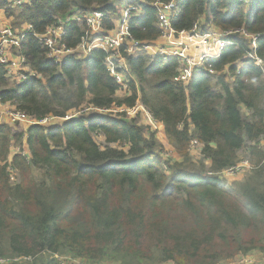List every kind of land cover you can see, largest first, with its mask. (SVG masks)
Masks as SVG:
<instances>
[{"label":"trees","instance_id":"trees-1","mask_svg":"<svg viewBox=\"0 0 264 264\" xmlns=\"http://www.w3.org/2000/svg\"><path fill=\"white\" fill-rule=\"evenodd\" d=\"M134 1L142 15L131 17L129 37L152 44L162 35L155 0ZM129 2L23 0L14 6L15 0H0V11L13 28L27 24L38 35L69 14L99 11L103 29L112 31L118 7ZM176 2V31L196 24L202 34L244 28L259 35L255 52L264 62V0ZM63 26L69 49L92 37L86 22ZM230 42L210 63L218 77L194 72L187 85L178 81L177 60L122 48L128 92L118 98L121 85L110 73L108 53L55 63L27 35L14 51L36 77L12 84L0 65V103L37 121L76 117L25 132L0 125V264H56L55 255L91 264H221L264 252V80L248 56L249 43ZM138 102L163 127L174 158H164L156 133L112 113ZM97 137H104L103 146ZM192 142L202 148L198 167ZM15 146L19 152L12 155ZM243 160L253 166L243 181L218 176Z\"/></svg>","mask_w":264,"mask_h":264},{"label":"built area","instance_id":"built-area-1","mask_svg":"<svg viewBox=\"0 0 264 264\" xmlns=\"http://www.w3.org/2000/svg\"><path fill=\"white\" fill-rule=\"evenodd\" d=\"M22 2L23 0H15L14 6L20 5ZM151 6L157 10L158 27L162 34L159 40L165 41L167 45L157 43L158 40L152 44H144L130 39V19L134 16H141L142 9L139 5L129 6L128 3L119 6L121 9V17L115 20V28L112 31H105L103 29L102 22L104 15L99 11L73 13L67 15L65 18H59V23L62 25L48 27L43 35L31 32V26H28L27 24H24L20 30L13 28L9 21L3 23L0 19V65L5 68L6 77L12 84H21L28 76L36 77V74L27 66L25 58L16 54L14 51L20 47L27 35H33L40 40L48 50V57L55 63H61L63 60L73 56L79 58L87 57L95 50L103 51L109 54L106 61L110 73L117 79L119 85H121L119 93L126 94L128 92L126 78L120 71H128L129 68L125 58L119 54L120 49L125 48L129 54H135L136 50L143 49L150 56L162 57L166 62L177 60L179 63L177 69L178 81L187 85L190 82L193 73L196 71L218 77L219 74L212 69L210 63L211 61L218 60L221 57L223 50L232 44L230 39L236 37L249 43L251 52H249L248 56L253 60L255 66L261 69L264 80V62L255 52L257 50L256 42L259 35H252L244 28L225 32L212 28L207 33L202 34L200 24H196L190 32H178L172 26V20L179 17L181 13L176 0L170 2L155 0ZM71 22L78 23L79 25L86 22L92 30L91 39L83 42L76 49H69L62 42V37L64 35L63 25ZM228 81H233V78L229 77V75ZM128 110L134 111V115L144 113L150 121V126H148L150 128L149 130L154 133L156 132V134L160 132L162 127L161 124L152 118L147 109L140 104V102L131 109L116 107L112 110V113H116V111L123 113ZM75 117L76 115L70 114L65 119L59 120L48 116L41 121H37L29 118L24 113L17 111L15 108L12 111H8L7 107L0 103V125L8 124L13 126L15 124H24L27 126L29 125V127L33 125L50 127L64 123ZM260 148L264 151V138L260 140ZM201 149V146L197 142H192L190 152L195 150L199 153V156L202 157L200 154ZM165 155L167 159H172L176 156V154L175 156H170L168 154ZM252 169L253 166L250 162H248V160H243L236 166L219 173L218 176L222 179L238 177ZM206 174L213 175L210 171H207ZM60 256L55 255L54 260L56 264H91L84 260L74 259L68 256L67 258ZM0 263H4V261L1 260ZM225 263L264 264V252L252 251L245 255L241 254Z\"/></svg>","mask_w":264,"mask_h":264},{"label":"rangeland","instance_id":"rangeland-1","mask_svg":"<svg viewBox=\"0 0 264 264\" xmlns=\"http://www.w3.org/2000/svg\"><path fill=\"white\" fill-rule=\"evenodd\" d=\"M129 3H132V4H129V6L133 5L134 3H136V1L132 0V2H129ZM137 4V3H136ZM119 9V8H118ZM121 10V9H119ZM0 19L2 20V22L4 23H7V20L5 18V16L3 15H0ZM117 20V19H116ZM125 94L124 93H118V98H121V97H124ZM3 106H6L8 111H12L14 108H12L11 105L9 104H4ZM118 112V111H116ZM243 112H245V109H243ZM125 114V117L126 119L128 120H136L141 126L143 127H146V130L150 129L148 126H150V121L148 120L147 116L144 114V113H139L137 115H134L135 112L132 111V110H128L126 112H123ZM7 115V113H6ZM14 128L15 131L17 132H25L28 128H29V125H24V124H15L12 126ZM149 131V130H148ZM146 132L147 135H150V131L149 132ZM156 133V132H155ZM157 135V138L159 139L160 143H162V149H163V155H164V158L167 159L166 155L165 154H168L170 156H175V153L172 149V147L168 144V141L166 138H164L161 134V130L159 133L156 134ZM96 142L98 144H100L101 146H103V144H105V139L104 137H97L96 138ZM26 150V149H25ZM12 155L15 153V152H19V146H15V147H12ZM241 155H243L241 153ZM190 157L191 159L193 160V162L197 165V167L200 165L201 161H202V157L199 156V153L196 152L195 150L194 151H191L190 152ZM205 166L206 164L208 165V163L204 162ZM247 173V172H246ZM242 174L240 176H236V177H228V179H226L230 184H234L236 182H240V181H243L244 179V176L245 174ZM14 179V178H13ZM15 180V179H14ZM14 182V181H13ZM60 257H66L67 256H63L61 255ZM63 260V258H62ZM114 264H119V263H114Z\"/></svg>","mask_w":264,"mask_h":264},{"label":"crops","instance_id":"crops-1","mask_svg":"<svg viewBox=\"0 0 264 264\" xmlns=\"http://www.w3.org/2000/svg\"><path fill=\"white\" fill-rule=\"evenodd\" d=\"M122 4H124V3H122ZM122 4H121V5H122ZM121 5H120V6H121ZM118 8L120 9V7H118ZM119 12H121V11L119 10ZM0 15H2V16L4 15V14L2 13V11H0ZM4 16H5V15H4ZM5 18H6V17H5ZM213 29H216V28H213ZM157 43L167 45V43H166L165 41H162V40H158ZM236 66H237L238 68H242L244 65H243L242 63H237ZM196 72H197V71H196ZM193 74H194V73H193ZM205 74H206V73H205ZM206 75H207V74H206ZM211 76L216 77L215 75H211ZM192 78H193V76H192ZM192 78H191V79H192ZM190 81H191V80H190ZM188 84H189V83H188ZM160 130H161V134H162V136L164 137L165 135H164V132H163V127H161ZM164 138H165V137H164ZM200 154H201V151H200ZM222 264H229V263H225V262H224V263H222Z\"/></svg>","mask_w":264,"mask_h":264}]
</instances>
